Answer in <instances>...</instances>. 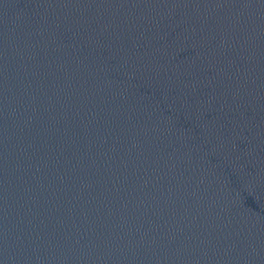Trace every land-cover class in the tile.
Segmentation results:
<instances>
[{
    "label": "water",
    "instance_id": "1",
    "mask_svg": "<svg viewBox=\"0 0 264 264\" xmlns=\"http://www.w3.org/2000/svg\"><path fill=\"white\" fill-rule=\"evenodd\" d=\"M0 264H264V0H0Z\"/></svg>",
    "mask_w": 264,
    "mask_h": 264
}]
</instances>
